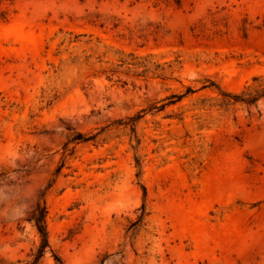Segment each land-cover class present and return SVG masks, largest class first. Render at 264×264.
<instances>
[{"label": "rangeland", "instance_id": "rangeland-1", "mask_svg": "<svg viewBox=\"0 0 264 264\" xmlns=\"http://www.w3.org/2000/svg\"><path fill=\"white\" fill-rule=\"evenodd\" d=\"M258 85L264 0H0V264H264Z\"/></svg>", "mask_w": 264, "mask_h": 264}, {"label": "trees", "instance_id": "trees-1", "mask_svg": "<svg viewBox=\"0 0 264 264\" xmlns=\"http://www.w3.org/2000/svg\"><path fill=\"white\" fill-rule=\"evenodd\" d=\"M255 80H258V77L255 78ZM189 91H191L190 88H189ZM222 94L229 101L233 99L235 102L240 101V102H244V103L251 105V104L256 103L260 97L264 96V85L263 86L258 85L251 90L248 89V90L242 91L241 93L223 92ZM181 97H182V94H173L170 96L171 98L170 102H174L180 99ZM153 107L160 109V107L157 105ZM76 138L81 139L82 137L78 136ZM90 138L91 137H85L83 140H87ZM0 175H1V172H0ZM47 213H48V210H47L46 205L38 203L34 210L32 221H33V224L35 225V228L37 229L39 233L40 242L36 250H34L31 253V259L25 262L19 261L20 262L19 264H40L44 254L46 253L47 248H50L49 232L47 228ZM56 258L60 262V259L58 257Z\"/></svg>", "mask_w": 264, "mask_h": 264}]
</instances>
